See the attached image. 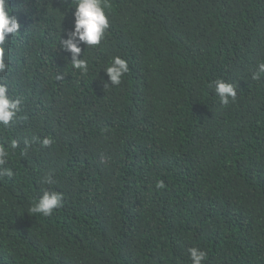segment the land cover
Listing matches in <instances>:
<instances>
[{
	"label": "trees",
	"instance_id": "obj_1",
	"mask_svg": "<svg viewBox=\"0 0 264 264\" xmlns=\"http://www.w3.org/2000/svg\"><path fill=\"white\" fill-rule=\"evenodd\" d=\"M0 264H264V0H0Z\"/></svg>",
	"mask_w": 264,
	"mask_h": 264
}]
</instances>
